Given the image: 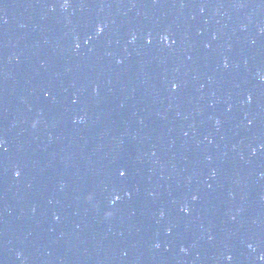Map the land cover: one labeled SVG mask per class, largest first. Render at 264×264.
Segmentation results:
<instances>
[{
    "label": "water",
    "instance_id": "obj_1",
    "mask_svg": "<svg viewBox=\"0 0 264 264\" xmlns=\"http://www.w3.org/2000/svg\"><path fill=\"white\" fill-rule=\"evenodd\" d=\"M0 264H264V0H0Z\"/></svg>",
    "mask_w": 264,
    "mask_h": 264
},
{
    "label": "snow or ice",
    "instance_id": "obj_2",
    "mask_svg": "<svg viewBox=\"0 0 264 264\" xmlns=\"http://www.w3.org/2000/svg\"><path fill=\"white\" fill-rule=\"evenodd\" d=\"M67 2H68V0H65V5H67ZM99 31H102V28H99V29H98V32H99ZM162 39H165V40H166L167 37H162ZM149 42H150V41H149ZM173 42H174V41H173ZM172 86H173V88L176 87L175 84H173ZM249 100H251V96H249ZM119 174H120L121 176H123V175L126 174V171H125V170H121ZM16 175H17V176L20 175L19 171L16 172ZM116 199H119V196H117ZM193 199H195V197H193ZM109 214H110V213H109ZM158 246H159V245H157V247H158ZM229 259H231V257H229Z\"/></svg>",
    "mask_w": 264,
    "mask_h": 264
},
{
    "label": "clouds",
    "instance_id": "obj_3",
    "mask_svg": "<svg viewBox=\"0 0 264 264\" xmlns=\"http://www.w3.org/2000/svg\"><path fill=\"white\" fill-rule=\"evenodd\" d=\"M18 255H19V253H18Z\"/></svg>",
    "mask_w": 264,
    "mask_h": 264
}]
</instances>
